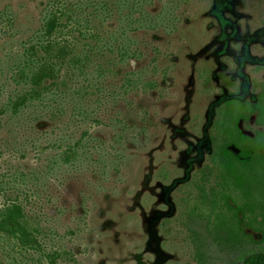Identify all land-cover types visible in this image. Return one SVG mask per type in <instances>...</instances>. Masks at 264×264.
I'll use <instances>...</instances> for the list:
<instances>
[{"label":"rangeland","instance_id":"rangeland-1","mask_svg":"<svg viewBox=\"0 0 264 264\" xmlns=\"http://www.w3.org/2000/svg\"><path fill=\"white\" fill-rule=\"evenodd\" d=\"M61 1L0 0V12L7 8L14 23L6 50H17L20 39L39 30L46 7ZM164 1L148 8L162 11L160 26L130 34L141 56L121 66L132 78L139 72V89L131 88L128 104L88 109V120L71 125L77 136L90 128L83 144L94 152L92 160L56 168L46 178L39 169L59 150L13 161L21 172L41 178L18 179L10 192L18 194L42 235L28 251L0 238V264L194 263L189 233L179 223V190L206 159L215 109L236 91L253 100L255 85L264 81V0ZM74 5L82 9L77 0ZM92 23L106 32L119 29L114 18ZM37 131L50 133L43 146L62 135L47 123ZM5 137L14 134L1 130Z\"/></svg>","mask_w":264,"mask_h":264},{"label":"trees","instance_id":"trees-1","mask_svg":"<svg viewBox=\"0 0 264 264\" xmlns=\"http://www.w3.org/2000/svg\"><path fill=\"white\" fill-rule=\"evenodd\" d=\"M77 1L82 3L81 10L75 8L74 0L52 2L39 30L20 39L17 50H6L14 23L7 8L0 12V33L6 41L0 35V51L6 50L5 61L0 53V132L14 134L0 138V161H6V170L0 174V238L17 241L25 251L37 246L42 231L18 194L11 192L18 179L38 182L41 178L35 172H21L13 161L59 150L46 159L44 170L39 169L46 178L56 168L92 160L94 152L83 144L90 128L77 136L75 130L70 132L71 125L78 128L88 120L93 114L88 109L128 104L131 88L139 89L134 79L139 72L132 78L121 66L141 56L130 34L160 26L157 19L161 23L162 11L151 13L149 6L164 0ZM113 18L119 24L113 32L92 23H110ZM118 76L119 83H114ZM244 111H218L207 161L179 190L184 204L180 222L191 238L193 264H264V255L258 261L251 257L264 254V156L237 129ZM44 123L62 133L46 146L41 141L50 133L37 131ZM231 145L240 149L239 155L230 150Z\"/></svg>","mask_w":264,"mask_h":264},{"label":"flooded vegetation","instance_id":"flooded-vegetation-1","mask_svg":"<svg viewBox=\"0 0 264 264\" xmlns=\"http://www.w3.org/2000/svg\"><path fill=\"white\" fill-rule=\"evenodd\" d=\"M255 89L257 91V95L256 98H254L253 100H243L239 98L237 96V91H236L235 96L231 95V97H228L220 106L217 107V109H215L214 117L211 121L208 132V140H209L208 154L202 166L199 169H197V171L193 174V177L196 173H198V171L204 166L205 162L207 161V157L211 149L210 135L213 128V122L216 118V114H218V111L220 109H245L243 113L245 115V118L241 117L237 121L236 124L237 129L242 135L252 139L253 140L252 147L254 148V150L256 152L261 151L264 156V81L256 84ZM229 148L233 153L237 155L240 154V149L235 145H231L229 146ZM180 220L181 218L179 219V223L181 224ZM186 230L188 232L187 228ZM247 231L252 232L250 230Z\"/></svg>","mask_w":264,"mask_h":264}]
</instances>
